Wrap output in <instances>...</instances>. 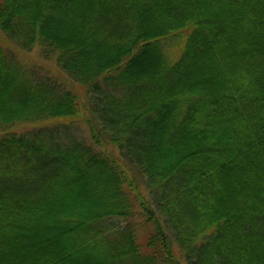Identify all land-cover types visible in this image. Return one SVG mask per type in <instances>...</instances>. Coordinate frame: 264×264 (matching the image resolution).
Returning <instances> with one entry per match:
<instances>
[{
	"label": "trees",
	"instance_id": "1",
	"mask_svg": "<svg viewBox=\"0 0 264 264\" xmlns=\"http://www.w3.org/2000/svg\"><path fill=\"white\" fill-rule=\"evenodd\" d=\"M0 31V264H264V0H0Z\"/></svg>",
	"mask_w": 264,
	"mask_h": 264
},
{
	"label": "rangeland",
	"instance_id": "2",
	"mask_svg": "<svg viewBox=\"0 0 264 264\" xmlns=\"http://www.w3.org/2000/svg\"><path fill=\"white\" fill-rule=\"evenodd\" d=\"M0 44L3 46V47H8L9 44L8 42L6 41L4 35L1 33L0 31ZM21 56V58L27 62V63H38V64H41L43 66H45L48 70H49V73L50 74H53L57 77H63V78H66V76L60 71V69L56 66L55 62L52 61V60H44L40 57L39 55V49L38 48H35L34 50H32L31 52H20L19 53ZM74 89L75 91L80 95V97L85 100V88L82 86V85H79V84H75L74 85ZM51 120V121H50ZM50 123L54 124L57 121V119L53 120V119H50ZM59 121H62V122H66V123H74L75 125H77L79 127V131H81V133L84 135H87L88 134V130L84 124V118L83 116H80V117H76V118H71V117H65V118H58ZM33 125L30 124V123H25V124H18L16 126H14L13 128H11L10 130H8L10 133H19V132H23L25 130H28L26 128H30L32 127ZM3 133H7V132H0V134H3ZM108 152L112 155H114V149L111 148L110 146L108 147Z\"/></svg>",
	"mask_w": 264,
	"mask_h": 264
}]
</instances>
